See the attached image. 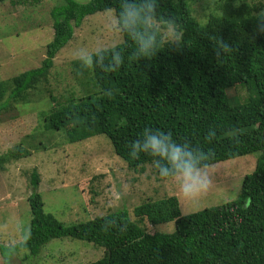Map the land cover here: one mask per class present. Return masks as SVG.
<instances>
[{"label": "trees", "instance_id": "1", "mask_svg": "<svg viewBox=\"0 0 264 264\" xmlns=\"http://www.w3.org/2000/svg\"><path fill=\"white\" fill-rule=\"evenodd\" d=\"M223 1L212 4L214 10L201 22L188 0H160V12L174 15L181 26L183 44L136 61L130 59L134 40L120 32V44L91 54L92 67L80 59L72 62L85 92L64 103L52 99L54 109L44 122L50 132L63 133L69 144L106 137L132 170L153 167L147 153L129 157L130 141L145 127L171 132L175 142L203 152L209 166L256 154L238 198L181 216L177 198L169 197L134 208L137 221L122 209L66 226L44 212L37 192L40 177L33 170L28 235L17 245L0 244L2 264H10L18 251L35 257L49 241L62 238L104 249L102 258L87 264H264V11L254 14L234 0ZM118 7L119 0H64L54 8L45 59L40 67L0 82V115L29 103L31 93L48 82L54 57L86 17ZM220 40L228 48H219ZM113 50L120 52L123 63L109 70ZM101 56L102 64L97 63ZM235 86L247 90L243 102L227 96ZM27 155L12 150L0 157V165ZM143 220L152 226L174 222V231L148 233L140 226Z\"/></svg>", "mask_w": 264, "mask_h": 264}, {"label": "rangeland", "instance_id": "2", "mask_svg": "<svg viewBox=\"0 0 264 264\" xmlns=\"http://www.w3.org/2000/svg\"><path fill=\"white\" fill-rule=\"evenodd\" d=\"M86 4L90 0H74ZM193 16L203 21L223 0H188ZM64 0H7L0 2V82L41 66L46 47L52 41L51 11ZM254 14L264 11L263 0H234ZM112 17L106 11L88 16L73 37L53 59L48 82L31 93L30 102L16 105L0 115V157L20 149L27 156L0 165V244L13 246L27 238L30 226L28 196L30 176L36 170L37 187L43 210L69 226L125 209L137 221L133 209L169 197H176L181 216L216 207L238 198L242 180L253 172L256 154L209 166L211 184L195 198H185L173 179L156 175L151 165L135 170L116 156L109 140L102 136L69 144L63 133L50 132L44 119L55 102L79 99L85 92L72 62L83 50L91 55L123 41L119 31L109 27ZM243 86L227 91V96L243 102ZM6 98V95L4 96ZM54 99L55 102L52 100ZM148 233L174 231V222L140 224ZM104 255V249L68 238L49 241L35 257L18 251L10 264H87ZM0 256V264H2Z\"/></svg>", "mask_w": 264, "mask_h": 264}, {"label": "clouds", "instance_id": "3", "mask_svg": "<svg viewBox=\"0 0 264 264\" xmlns=\"http://www.w3.org/2000/svg\"><path fill=\"white\" fill-rule=\"evenodd\" d=\"M159 4L160 0H119L118 9L105 10L112 17L110 29L126 33L134 40L130 59H150L166 46L179 47L183 44L181 26L174 15H163ZM217 46L223 50L228 48L221 40ZM78 59L87 67L93 66L92 55L83 50ZM102 62L101 56L97 63ZM122 63L120 52L113 50L108 69L113 70ZM130 148L129 157L132 159L138 158L141 153L149 154L158 176L164 180H175L185 198H195L209 189L211 179L207 172L206 155L187 142H175L171 132L145 127L137 138L130 141Z\"/></svg>", "mask_w": 264, "mask_h": 264}]
</instances>
